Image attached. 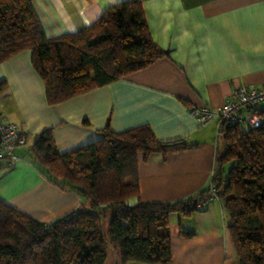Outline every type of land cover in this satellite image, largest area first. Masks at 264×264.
Here are the masks:
<instances>
[{"label": "crops", "instance_id": "1", "mask_svg": "<svg viewBox=\"0 0 264 264\" xmlns=\"http://www.w3.org/2000/svg\"><path fill=\"white\" fill-rule=\"evenodd\" d=\"M30 1L45 35L56 37L83 29L126 0ZM140 1L152 39L169 54L124 78L50 105L29 50L0 63V81L7 85L0 93V113L27 136L14 166L0 168L2 202L45 223L88 208L87 203L90 207L85 196L36 168L31 147L35 135L49 127L58 150L65 152L100 139L107 124L114 132L147 125L160 142L183 141L187 147L139 155L138 199L174 202L210 189L220 123L213 118L200 124L190 108H214L234 86L264 83V0ZM228 217L218 197L189 216L172 213L167 264H239ZM118 259L119 250L107 240L104 264H149Z\"/></svg>", "mask_w": 264, "mask_h": 264}, {"label": "trees", "instance_id": "2", "mask_svg": "<svg viewBox=\"0 0 264 264\" xmlns=\"http://www.w3.org/2000/svg\"><path fill=\"white\" fill-rule=\"evenodd\" d=\"M146 21L141 1L126 0L81 30L48 37L30 0H0V63L29 50L46 102L57 104L168 56ZM6 87L0 81V93ZM260 114L264 117V110ZM100 132V139L65 152L58 150L52 128L35 135L31 152L36 168L51 182L88 198L90 207L45 223L0 199V264H104L107 240L119 250L120 263L171 261V214L189 216L210 189L187 200L140 201L137 164L139 155L175 151L186 143L160 142L147 125L114 132L107 124ZM219 136L223 148L211 185L229 215L238 262L264 264V123L221 122ZM133 198L137 201L131 204Z\"/></svg>", "mask_w": 264, "mask_h": 264}, {"label": "built area", "instance_id": "3", "mask_svg": "<svg viewBox=\"0 0 264 264\" xmlns=\"http://www.w3.org/2000/svg\"><path fill=\"white\" fill-rule=\"evenodd\" d=\"M264 110V83L260 86L237 85L230 89L222 104L211 108L206 105L192 106L190 113L199 121L206 124L211 119L219 123H243L250 127H259L264 123L260 114ZM27 145V136L16 124L3 119L0 113V168L9 169L19 159L18 150ZM216 188L211 185L209 195L198 201L203 207L211 199L217 197Z\"/></svg>", "mask_w": 264, "mask_h": 264}, {"label": "rangeland", "instance_id": "4", "mask_svg": "<svg viewBox=\"0 0 264 264\" xmlns=\"http://www.w3.org/2000/svg\"><path fill=\"white\" fill-rule=\"evenodd\" d=\"M219 144H220L219 150H221L223 148L222 142L220 141ZM85 200H88V198H85ZM85 206H87L89 208V203L85 204ZM102 216H103L102 217L103 224H104V226H106V224H107V218L109 217V213L108 212H105Z\"/></svg>", "mask_w": 264, "mask_h": 264}]
</instances>
